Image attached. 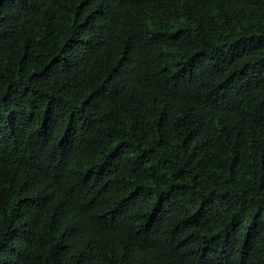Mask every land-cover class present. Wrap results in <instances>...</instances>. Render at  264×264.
<instances>
[{
    "label": "trees",
    "instance_id": "trees-1",
    "mask_svg": "<svg viewBox=\"0 0 264 264\" xmlns=\"http://www.w3.org/2000/svg\"><path fill=\"white\" fill-rule=\"evenodd\" d=\"M0 264H264V0H0Z\"/></svg>",
    "mask_w": 264,
    "mask_h": 264
}]
</instances>
